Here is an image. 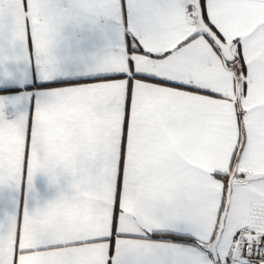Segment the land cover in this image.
<instances>
[{
	"label": "snow or ice",
	"instance_id": "1",
	"mask_svg": "<svg viewBox=\"0 0 264 264\" xmlns=\"http://www.w3.org/2000/svg\"><path fill=\"white\" fill-rule=\"evenodd\" d=\"M0 264H264V0H0Z\"/></svg>",
	"mask_w": 264,
	"mask_h": 264
}]
</instances>
